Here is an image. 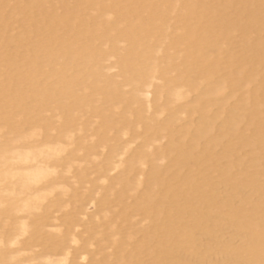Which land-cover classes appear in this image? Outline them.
<instances>
[{
    "label": "bare ground",
    "instance_id": "1",
    "mask_svg": "<svg viewBox=\"0 0 264 264\" xmlns=\"http://www.w3.org/2000/svg\"><path fill=\"white\" fill-rule=\"evenodd\" d=\"M112 59L116 74L106 65ZM156 74L163 83L153 86ZM177 79L188 92H174ZM195 91L181 108L187 124L177 129L180 112L171 110ZM263 100L264 0H0V225L16 221L0 240V264H264ZM152 107L159 109L148 115ZM83 114L106 127L118 114L127 131L142 125L150 133L137 149L125 145L119 157L130 158L112 163L110 171L124 169L91 214L92 200L76 186L88 181L89 167L74 175L71 190V166L57 171L61 160L98 149L80 138L62 156L69 147L62 139L73 140L69 128L92 130ZM248 147L251 154L240 155ZM107 180L93 182L94 196ZM72 200L79 203L65 218L49 220ZM86 216L95 225L76 233ZM20 244L59 254L17 262L10 247Z\"/></svg>",
    "mask_w": 264,
    "mask_h": 264
},
{
    "label": "rangeland",
    "instance_id": "2",
    "mask_svg": "<svg viewBox=\"0 0 264 264\" xmlns=\"http://www.w3.org/2000/svg\"><path fill=\"white\" fill-rule=\"evenodd\" d=\"M48 3H49V5H51V6H53V5H55L56 7H58V5H59V2L60 1H47ZM11 11H13L12 9H11ZM10 11V12H11ZM17 32H19V30H16L14 33L16 34ZM163 54L161 53L160 54V56H162ZM113 62H115V59H114V61H113V59L112 60H110V62L108 61V63H106V65L109 67V68H111V70L112 71H109V73H113V74H116L117 73V69H115L114 68V63ZM113 63V64H112ZM155 79H156V81H154L153 82V86H155V85H160L161 83H163V81L161 80V78H160V76L158 75V74H156L155 75ZM177 82H176V86L173 88L174 89V92H176V90L178 91V90H180L182 93H185V91L186 92H188V88H186L185 86H184V84L181 82V80H179V79H177L176 80ZM156 82V83H155ZM207 87V85L205 84V85H203V88H206ZM132 88H129L128 90H131ZM185 90V91H184ZM148 91H150L149 93H150V97H149V100H151V99H153V96H154V89L151 87ZM244 92H245V90H239L238 92H236L235 93V96L233 97V98H231L230 99V102H229V106L232 108V106L233 105H235L236 103H237V100L236 99H238L240 96H242L243 94H244ZM197 94H198V92H193V93H189L188 94V98L186 99V100H182V101H180V102H178V103H176V104H174V106H177V107H180V109H178V108H176L175 107V111L174 110H171V111H173V112H176V114L178 113L179 114V112H180V114L178 115V121H179V124H178V122H177V124H176V127H177V129H181V128H183V125H181V124H187L186 122H187V120H188V117H187V115H186V113H183L184 112V110L185 111H187L188 110V107H189V105L191 104V102L193 101V100H195L196 98H198V96H197ZM230 94V93H229ZM195 97H194V96ZM192 97H194V99L192 98ZM190 98H191V100H190ZM193 99V100H192ZM188 101V102H187ZM165 102V99H163L162 100V103H164ZM185 102V103H184ZM190 103V104H189ZM182 105V106H180V105ZM187 108H186V107ZM185 107V108H184ZM230 107H228L227 109H229ZM155 107H152L150 110H149V113H148V115H152V114H155V113H157V111H158V109L159 108H155ZM181 108H183V109H181ZM178 109V110H177ZM215 109V110H214ZM218 109V107L217 106H214V107H212L211 108V111H210V115H212L211 117H213V115L215 114V113H217V110ZM120 109H118L116 112L117 113H120V111H119ZM180 110V111H179ZM181 110H183V111H181ZM262 110H263V112H264V100H263V103H262ZM156 111V112H155ZM171 111L170 112H168V111H166V112H164L163 113V115L161 116V120H166L167 119V117H169L168 115H171ZM155 112V113H154ZM181 113H182V115H181ZM184 114H185V116H184ZM87 115V116H86ZM167 115V116H166ZM180 115H181V117L183 116V118H184V120L186 121H183L182 119L183 118H181L180 117ZM116 116H118V114H116L115 115V118H114V120H112L111 122H110V125H108L107 127L106 126H103L102 125V123L100 122V120L98 119V118H96V117H94L93 115H91V114H83L82 116H81V123H87V124H90L92 127V130H87V131H84L87 135H85L84 134V132L82 131H80V133L81 134H78L79 132V129H77L76 127H71V128H69L68 129V133L70 134H72L73 135V140H68V139H66V138H64V139H62V140H67V141H65V143H64V141H63V144L65 145V146H67V143H68V146L69 147H66V152L62 155L64 158L65 157H68V153L70 152V151H72V150H76V148L78 147V141L80 140V138L81 139H83V140H85L86 142H88V144L89 145H95L98 149H96L95 151V155H90V154H88V151H87V154H86V150H82L80 153H78V155L75 157V159H72V160H70L68 163H65L64 162V159H63V157L61 156V158L63 159V160H61V165L60 166H58L57 167V171L59 172V173H63V172H65V170L68 168V166H71V173H70V175H66L67 176V178H69V180H66L65 181V183H63L62 181H61V183H63V184H65L68 188H69V190H71L70 189V183L72 184V183H74L75 182V180H73L72 178L74 177V175H76L77 173H78V171H79V169L80 168H82V167H86V166H88L89 168H88V171H87V173L89 174V179H88V181L87 182H85L84 184H82V185H76V186H80V191L82 190V192H83V195H85V201H91L90 203H89V207H88V211H86V212H88L87 214H91V213H94L97 209H99L100 208V205L102 204V199H103V196H105V195H107V194H109L108 193V189H106V188H108L109 186H110V182H111V179H113L115 176H117V175H119V172L120 171H122L123 169H124V167H121V168H119L118 170H114V171H110V169H111V167L110 166H112V163H114V164H119V162L121 161V160H123V161H126V160H128L129 158H130V154H127V155H125V156H120L119 157V155L120 154H122V152L124 151V148H125V145L126 146H128V144L130 145L131 144V146L135 149H137L139 146H142V144L145 142V141H147L148 139H149V135H150V133H147V132H145V128H144V126H142V125H139V127L137 128L138 129V131L137 132H139L138 134H137V132L136 133H134V132H132V131H127L123 126H122V124L120 123V120H119V116L118 117H116ZM224 116V115H223ZM225 116H226V114H225ZM224 116V117H225ZM92 117H94V118H92ZM165 119H164V118ZM90 118V119H89ZM89 119V120H88ZM95 119V120H94ZM86 121H88V122H86ZM90 121V122H89ZM115 122H116V124H115ZM119 122V123H118ZM219 122V123H218ZM216 124H217V126H219L218 124H220V121H218ZM94 123V124H93ZM114 124V125H113ZM118 124V125H117ZM120 124V125H119ZM185 124H184V126H185ZM98 126L99 127H101V128H98ZM96 127H97V130H99L100 129V131H97L98 133H96V130H94L93 128H95L96 129ZM103 127V128H102ZM120 127H122V128H120ZM113 130H112V129ZM103 129V130H102ZM107 131H105V130ZM78 130V131H77ZM118 130H119V132H118ZM143 131V132H142ZM115 132V133H114ZM117 132V133H116ZM58 133V131L56 132V131H54L52 134H53V136L54 135H56L57 137H55V138H58V136H59V134H57ZM99 133H101V134H99ZM105 133H107V135H106V141H102V138L103 137H105V135L104 134ZM118 133H124L125 134V136H123L122 138H121V140H116L117 138V135H118ZM144 133V134H143ZM78 134V135H77ZM83 134V135H82ZM95 134L97 135V137L95 136ZM82 137H81V136ZM93 135V136H92ZM165 136L164 138L163 137H159V136ZM161 135H157L156 137H154V141H153V139L151 140V142H155L156 143V145H158V142H156L157 140H159V138H160V140H159V143L161 142V145L163 144V145H165V144H167V142H168V137H167V133H162ZM52 136V137H53ZM95 136V137H94ZM99 136H100V138H101V140H100V138H99ZM136 136V137H135ZM147 136V137H146ZM76 137V138H75ZM113 137V138H112ZM5 137H3V139H4ZM7 138L9 139V140H13L14 139V135H8L7 134ZM36 138H38V139H36ZM35 138V140L33 141V139H31V143L32 144H39L40 142H42L43 140H44V136H43V134L41 133L39 136H37ZM77 138H78V140H77ZM85 138V139H84ZM116 138V139H115ZM137 138V139H136ZM76 139V140H75ZM88 139V140H87ZM92 139V140H91ZM95 139V140H94ZM98 139V140H97ZM107 139H108V141H107ZM112 139H114V140H112ZM155 139H157V140H155ZM164 139V140H163ZM73 143H72V142ZM34 142V143H33ZM104 142V143H103ZM107 142V143H106ZM70 143H72L71 145H69ZM96 143V144H95ZM101 143V144H100ZM142 143V144H141ZM100 144V145H99ZM103 144V145H102ZM124 145V146H123ZM114 146H116V151L114 152V154L113 153H111V147H114ZM68 149V150H67ZM101 150V151H100ZM67 151H69V152H67ZM99 152V153H98ZM102 152V153H101ZM251 152H252V149L250 148V147H248V148H246L245 150H243V151H240V155H242V156H246V155H250L251 154ZM90 153V152H89ZM66 154V155H65ZM100 154V155H99ZM90 157H89V156ZM97 155H98V160H96V161H94L95 162V164L96 163H99L100 164V167H97V166H95L94 165V163H93V165L91 164V162L93 161V159H94V156L95 157H97ZM118 157V158H117ZM122 158V159H121ZM90 160V161H89ZM228 160V161H227ZM232 162V159H225V163H231ZM86 162V163H85ZM88 162V163H87ZM110 162H111V164H110ZM82 164V165H81ZM89 164H91V165H89ZM104 164V165H103ZM110 164V165H109ZM163 164H165V161L163 162ZM79 165V167H76V166H78ZM86 165V166H85ZM81 166V167H80ZM252 167H254V170H253V172L254 171H256L257 169H259L260 167H256V166H251V168H249V170L250 171H252ZM78 168V169H77ZM256 168V169H255ZM76 169V170H75ZM104 171H103V170ZM76 171V172H75ZM94 171V172H93ZM119 171V172H118ZM90 172H91V174H90ZM93 173V174H92ZM104 173V174H103ZM109 173H110V175H109ZM106 174V175H105ZM117 174V175H116ZM109 175V176H108ZM72 176V177H71ZM105 176H106V178H108V180H107V182L106 183H103L102 184V182H98V184H101L100 186H103V187H98V188H100V189H98L97 188V192H98V195L96 194V196H94L93 195V191H91V189H93V182H97L101 177L102 178H105ZM108 176V177H107ZM211 177H212V180L214 181V182H218V180H219V174H217V173H212L211 175H210ZM100 177V178H99ZM111 178V179H110ZM264 179V178H263ZM90 180V181H89ZM69 185V186H68ZM108 185V186H107ZM84 187V188H83ZM103 188V189H102ZM102 190V191H101ZM85 191V192H84ZM91 191V192H90ZM221 191L222 192H225L226 194H229V195H232V191H233V189L231 188V187H224V186H222L221 187ZM58 192V191H57ZM252 190L251 189H248V190H246V192H244V193H242V194H240V198L242 199V198H244L245 196H247V195H252ZM89 193V194H88ZM101 195V196H100ZM54 196V195H53ZM91 197V198H90ZM89 198V199H88ZM98 200H97V199ZM234 198V197H233ZM88 199V200H87ZM94 204H93V203ZM75 203V204H74ZM76 203H79V202H76V201H74V200H72V202H70L69 204V206L67 207V208H62V209H57V210H53L54 211V213H52L51 215H50V221L52 220H54L53 218H65L66 217V214H67V212H69V211H73L74 209L73 208H75V206H76ZM78 205V204H77ZM94 205H95V207H94ZM115 210L117 209V208H114ZM102 211H100V213H101ZM100 213H98L97 215L99 216H103V212L100 214ZM109 216H111V214H109ZM81 218V222H82V224H81V226L79 227V229H77V231H76V233H80V232H85L86 230H88L89 228H91V227H93L95 224H94V222H93V224L90 222V220L88 219L89 217H87L86 216V218H83V217H80ZM83 218V219H82ZM85 219H88V221L90 222V224H89V222L87 223L86 221L87 220H85ZM83 220V221H82ZM15 220H9V219H4L3 220V222H2V224L0 225V240H4V241H7L11 236H12V234L14 233L13 231H14V225H15ZM48 223V222H47ZM58 222H56V224H57ZM84 223V224H83ZM83 225V226H82ZM91 225V226H90ZM88 227V228H87ZM50 229V228H49ZM54 229V228H53ZM65 229V228H64ZM48 230V229H47ZM54 230H56V229H54ZM54 230H48V231H51L53 234H56V231H54ZM101 231H103V229L101 228L100 229ZM235 232H232V235L234 234ZM105 239H104V241H102V243H104V242H106L107 241V237H109L108 235H106V236H103ZM81 239L82 240H84V241H89V234L88 233H84L83 235H82V237H81ZM21 240H23L22 238H21ZM204 243H205V241H204ZM222 244H225V242H223V243H221V245ZM72 246H74L73 244H72ZM10 249H11V251H13V254L15 255V256H17V258H16V261L17 262H23V261H29V260H34L37 256H41V255H46V254H53L55 257H56V254H59V252H55V251H44V250H42L40 247L39 248H34V249H31V250H28V249H25V248H23L22 247V244H20V245H18V246H13V247H10ZM72 251V250H71ZM51 252V253H50ZM212 260H214V259H212L211 258V261H209V262H214V261H212ZM38 262H40L39 260L38 261H35L34 263L35 264H39ZM209 262L207 263V264H209ZM33 263V264H34Z\"/></svg>",
    "mask_w": 264,
    "mask_h": 264
}]
</instances>
